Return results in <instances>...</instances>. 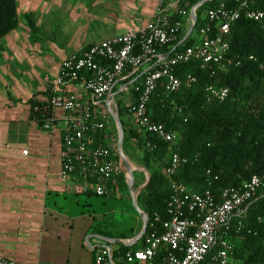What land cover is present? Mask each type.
Returning a JSON list of instances; mask_svg holds the SVG:
<instances>
[{"label":"built area","instance_id":"1","mask_svg":"<svg viewBox=\"0 0 264 264\" xmlns=\"http://www.w3.org/2000/svg\"><path fill=\"white\" fill-rule=\"evenodd\" d=\"M232 1L238 6L230 8L221 4L208 12L211 24L200 31L198 44L176 50L168 58L158 49L178 40L177 32L181 24L172 22L170 17L177 11L179 0H173L168 8L161 1L145 27L128 29L124 34L91 45L62 62L49 99L32 106L31 120L52 135L59 133V121H64L63 179L78 180L83 194L91 193L97 197L109 195L108 186L117 182L123 174L127 180L124 169L113 160L107 148H91L90 145L93 136L107 128L108 108L114 114L118 113L112 96L117 83L127 80L129 73L136 77L143 71L140 85L135 86L138 101L133 106L127 105L135 125L140 131L153 134L164 142L175 143V133L149 118L147 103L159 84L168 94L180 89L182 82L174 73L176 65L192 61L200 62L202 67L231 63L227 59L230 51L227 36L232 24L242 17L260 24L264 29V11L251 8L249 0ZM212 24L218 25V32L210 36ZM194 83L195 78L185 80L188 87ZM70 85L73 86L72 91L68 89ZM123 89L127 92L131 90L128 87ZM207 92L209 101H224L229 94L227 89L213 87H209ZM59 112L63 113L61 118ZM186 162L187 159L173 153L166 171L168 178ZM172 185L168 219L156 217L152 225L154 229L144 235L140 248L127 251L121 263L231 264L234 245L222 239L220 233L226 235L236 219L240 220L238 227H242L241 221L246 218L253 198L259 192L264 193V175L252 177L239 188L224 190L220 202L209 191L200 195L183 184ZM157 224L161 230L156 228ZM114 250L110 243L100 247L94 264H117L113 258ZM0 264L17 262L0 255Z\"/></svg>","mask_w":264,"mask_h":264},{"label":"crops","instance_id":"2","mask_svg":"<svg viewBox=\"0 0 264 264\" xmlns=\"http://www.w3.org/2000/svg\"><path fill=\"white\" fill-rule=\"evenodd\" d=\"M161 1L17 0L18 26L0 39V255L4 258L17 264H94L97 250L107 244L97 229L109 226L114 209L91 202L104 197L83 194L78 180L61 177L65 123L59 121L55 135L43 130L31 120L30 100L49 99L66 58L128 29L145 27ZM140 75L129 73L127 80L117 83L116 106L119 97L130 104V92L123 88L130 84L132 89ZM110 125L117 131L113 121ZM104 133L106 139L100 133L93 136L91 148L111 144L108 126ZM127 182L132 188L136 184L128 177ZM120 187L118 181L110 184L107 196Z\"/></svg>","mask_w":264,"mask_h":264},{"label":"trees","instance_id":"3","mask_svg":"<svg viewBox=\"0 0 264 264\" xmlns=\"http://www.w3.org/2000/svg\"><path fill=\"white\" fill-rule=\"evenodd\" d=\"M170 1L164 0L167 4ZM201 1L179 0L177 11L170 17L172 22L181 24L178 40L159 48V53L169 54L181 42L191 25L188 23L191 10ZM249 1L251 8L264 11V0ZM221 4L230 8L238 6L232 0H213L199 7L195 30L177 51L200 42V31L211 24L208 12ZM26 20L33 29L32 19L27 16ZM17 26V0H0V39ZM217 32L218 25L212 24L210 36ZM194 33L196 37H193ZM227 40L230 44L227 59L231 63L202 67L200 62L192 61L176 65L174 73L182 82L180 89L168 94L159 84L147 103L149 118L175 133V143L164 142L153 134L140 131L129 106L122 97L117 100L118 116L124 129V153L135 166L145 168L151 176L137 199L139 207L149 217L148 233L154 229L152 225L156 217L168 219L167 207L173 183L183 184L200 195L209 191L220 202L224 190L239 188L252 177L264 175V29L242 17L232 24ZM188 77L196 79L191 87L185 84ZM141 80L139 78L130 90L132 106L138 101L135 86L140 85ZM209 87L227 89L228 97L224 101H209ZM30 103L32 106L42 104L34 98ZM99 135L102 139L107 137L104 132ZM98 147L107 148L113 160L119 166L122 164L116 146L102 142L101 146L94 148ZM173 153H178L187 162L168 178L166 171ZM135 173L144 176L143 173ZM118 182L121 187L129 186L132 192L141 185L136 183L132 188L124 174ZM239 221L236 219L231 223L226 235L220 233L222 239L234 245L231 264H264V193L259 192L253 198L246 218L241 221L242 227H238ZM156 228L161 230L159 224ZM97 232L105 238L119 240L132 239L137 235L115 236L110 226H100ZM141 243L142 240L131 247L116 246L114 261L122 264L123 255L136 250Z\"/></svg>","mask_w":264,"mask_h":264},{"label":"rangeland","instance_id":"4","mask_svg":"<svg viewBox=\"0 0 264 264\" xmlns=\"http://www.w3.org/2000/svg\"><path fill=\"white\" fill-rule=\"evenodd\" d=\"M158 2L159 0H155V2ZM156 2V3H157ZM191 24V21L190 23ZM191 26V25H190ZM189 26V28H190ZM189 30V29H188ZM193 37H196V34H193ZM50 79H54L55 76L52 74L50 76ZM112 123V119L110 117H107V126L108 131L111 134V145L116 146L118 148V133L116 134V130L112 128L110 125ZM117 135V139L115 138ZM134 164V163H133ZM127 177L132 181V183H141V185L145 182V175L142 176V174H136L135 172H131L130 175H127ZM91 202H96L99 205H104L105 203L108 204V208L114 209V215L110 216V223L109 226H112V232L115 236H124L129 237L133 233H136L137 235L142 229L143 222L141 218L139 217L136 209L133 205V199L130 192V188L126 187H120L117 188L114 192L113 196H106L104 198H91ZM109 222V221H107ZM93 231H91L90 234H88V237L91 239L93 236ZM85 246H87V243H85ZM140 248V245L137 246V249Z\"/></svg>","mask_w":264,"mask_h":264},{"label":"water","instance_id":"5","mask_svg":"<svg viewBox=\"0 0 264 264\" xmlns=\"http://www.w3.org/2000/svg\"><path fill=\"white\" fill-rule=\"evenodd\" d=\"M210 1H213V0H203L200 3H198L194 8H192L191 13H190L191 26H190L189 30L187 31L185 37L181 40V42L175 48H173V50L169 54H167L165 56V58L170 57L178 49V47L182 46L186 41H188V39L190 38V36L194 32L195 26L197 23V14H196L197 9L199 7H201L202 5L210 2ZM141 76H142V74L136 80H134L133 83H135L139 78H141ZM127 87L130 88V84ZM112 100L114 101V96H112ZM108 110H109L108 112H109L110 118L115 123L117 133H118V143H117L118 155H119L120 161L122 163L121 164L122 168L124 169L126 175H130L131 172H139V173H143L145 175V182L142 185H140L135 192H132V190L130 188V192H131V195L133 198L134 208L136 209L139 217L141 218V220L143 222V226H142L141 231L139 232L138 235H136L134 238H132L130 240H119V239L105 238L106 242L112 244L113 246L121 245V246L131 247V246L138 244L143 239L144 235L148 231L149 217L145 212H143L141 210V208L138 205L137 199H138L140 193L149 184L151 176H150V173L145 168L134 166L131 164L132 162L129 160V158L126 156V154L124 153V150H123L124 129H123L122 123L119 119L118 113L114 114V112L109 108H108ZM126 182H127V180H126ZM127 184H128V182H127Z\"/></svg>","mask_w":264,"mask_h":264},{"label":"bare ground","instance_id":"6","mask_svg":"<svg viewBox=\"0 0 264 264\" xmlns=\"http://www.w3.org/2000/svg\"><path fill=\"white\" fill-rule=\"evenodd\" d=\"M132 165H134L133 163H131ZM135 166V165H134Z\"/></svg>","mask_w":264,"mask_h":264}]
</instances>
